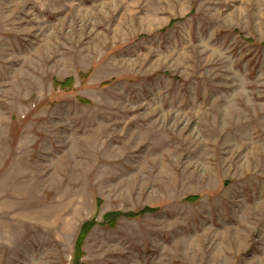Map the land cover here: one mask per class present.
Segmentation results:
<instances>
[{
	"label": "rangeland",
	"instance_id": "1",
	"mask_svg": "<svg viewBox=\"0 0 264 264\" xmlns=\"http://www.w3.org/2000/svg\"><path fill=\"white\" fill-rule=\"evenodd\" d=\"M0 264H264V0H0Z\"/></svg>",
	"mask_w": 264,
	"mask_h": 264
},
{
	"label": "trees",
	"instance_id": "2",
	"mask_svg": "<svg viewBox=\"0 0 264 264\" xmlns=\"http://www.w3.org/2000/svg\"><path fill=\"white\" fill-rule=\"evenodd\" d=\"M115 216H118V215H107V217L110 218L109 222L114 221V217H115ZM85 232H87V229L85 230V227H82V229H81V236L79 237V239H80V238H81V239L84 238V234H85Z\"/></svg>",
	"mask_w": 264,
	"mask_h": 264
}]
</instances>
